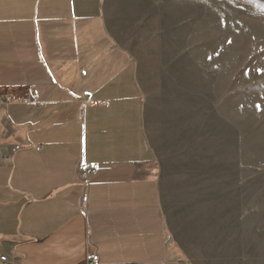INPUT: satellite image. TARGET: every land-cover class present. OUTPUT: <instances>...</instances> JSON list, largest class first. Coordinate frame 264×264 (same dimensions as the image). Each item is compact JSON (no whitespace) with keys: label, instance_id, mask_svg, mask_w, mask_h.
<instances>
[{"label":"crops","instance_id":"1","mask_svg":"<svg viewBox=\"0 0 264 264\" xmlns=\"http://www.w3.org/2000/svg\"><path fill=\"white\" fill-rule=\"evenodd\" d=\"M11 92L31 103L2 102ZM201 157L164 158L148 136L104 0H0V264L216 263L222 177ZM82 161L97 168L86 216Z\"/></svg>","mask_w":264,"mask_h":264},{"label":"rangeland","instance_id":"2","mask_svg":"<svg viewBox=\"0 0 264 264\" xmlns=\"http://www.w3.org/2000/svg\"><path fill=\"white\" fill-rule=\"evenodd\" d=\"M104 7L138 64L148 136L160 154L189 165L202 156L207 176L221 171L222 254L210 247L220 260L204 264H264V0Z\"/></svg>","mask_w":264,"mask_h":264},{"label":"built area","instance_id":"3","mask_svg":"<svg viewBox=\"0 0 264 264\" xmlns=\"http://www.w3.org/2000/svg\"><path fill=\"white\" fill-rule=\"evenodd\" d=\"M20 102L23 104H30L31 103V97L29 95H19L18 93H5L4 99L2 102L5 103H12V102ZM102 104L106 103L101 102ZM84 107H85V101L82 103V109L80 112V115L83 116L84 114ZM22 149L21 146H16L14 148V151ZM38 151L41 150V147H36ZM79 179L81 183L83 184V195L81 197V203H80V213L83 216L87 215V207H88V199H89V183H90V177L97 173V168L94 164L88 163L86 161L80 162L79 165ZM169 240V239H168ZM2 264H14L12 260H10L6 255L1 256ZM86 262L87 264H100V257L95 252H88L86 254ZM134 264H140V263H134Z\"/></svg>","mask_w":264,"mask_h":264}]
</instances>
